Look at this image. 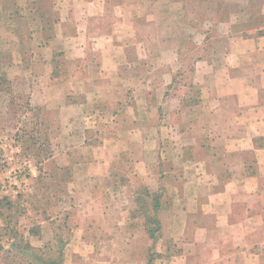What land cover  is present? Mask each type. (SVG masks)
Listing matches in <instances>:
<instances>
[{
    "label": "rangeland",
    "instance_id": "1",
    "mask_svg": "<svg viewBox=\"0 0 264 264\" xmlns=\"http://www.w3.org/2000/svg\"><path fill=\"white\" fill-rule=\"evenodd\" d=\"M227 3L235 2L212 0L207 5L206 0H200V4L198 0H190L188 4L183 0H0V201L10 203L1 208L0 264L47 262L50 257L47 252L40 250L31 255L24 248L27 241H17L16 237H26L25 232L35 227V222L46 218L48 206L62 199L61 196H68L62 184L72 182V169H54L52 146L56 142L49 141L57 137V134L56 137L51 135V127L60 128L58 119L63 118L64 112L59 110L60 104L51 106L45 101L41 91L77 84L68 82L69 78L62 72L66 63L60 57L53 63L42 61L49 49L42 45L43 39L53 35L54 29L56 36L66 35L78 45H73V53L87 47L81 46L82 42L90 43L86 51L93 57L96 53L100 55L99 61L91 64L105 73L111 69L117 71L118 78L113 79L119 93L115 132L124 139L130 133L128 140L134 134L146 139L152 161L151 169H143L141 154H136L135 161L120 155L113 169H109L110 182L116 188L109 198L133 202L129 204L133 214L143 216L144 213L158 222L161 203L175 198L183 190V187H174L181 179V171L176 172L174 163L173 169H165L166 159H176L173 144L182 134L191 128L205 127L202 121L209 109L203 110V107H217L227 94L241 88L244 94H236L230 101L245 105L249 117L255 115L264 121V89L257 94L248 88V75L241 86L237 84L239 80L235 81L232 73L246 63L227 62L228 47L223 40L229 25L227 11L235 8ZM201 7H210V11ZM261 24H264L262 17L250 22L254 27ZM51 66L57 67L58 76L49 81ZM76 66L80 68V63ZM87 66H83L84 70H91V65ZM68 67H73V63H68ZM90 74L85 72V78L79 80L95 84ZM254 106L256 110L249 111ZM177 120L179 125H175ZM146 123L152 126L147 127ZM220 124L217 120L212 133L218 139L227 135V126ZM94 127L93 138L103 134V127L99 130ZM232 128L231 135L239 133L236 126ZM246 133L249 139L256 137L255 141L239 147L235 142L232 146L227 143V162L234 156L240 160L244 154L242 161L249 169L248 191L260 197L258 206L253 209L260 208L264 213V180H256L254 171L264 169V157L254 152L264 146V125L248 127ZM135 142L131 140L134 145ZM170 145L173 149H169ZM199 146L203 148L202 154L192 153L189 157L199 159L205 166L211 165L214 159L208 157L212 150H225L219 144L205 151L206 140ZM219 157L215 159H224ZM73 159L82 158L77 155ZM201 171L205 173L207 169ZM229 180L231 178L227 177V182ZM190 191L186 188L184 194L189 196ZM99 192L95 190L96 198ZM154 199L158 203L156 209ZM149 227L156 229L151 252L155 255L154 247H159V223H151ZM15 247L18 250L23 247L25 251L20 253ZM230 261L231 264L244 262L239 256ZM260 264H264V256Z\"/></svg>",
    "mask_w": 264,
    "mask_h": 264
},
{
    "label": "crops",
    "instance_id": "2",
    "mask_svg": "<svg viewBox=\"0 0 264 264\" xmlns=\"http://www.w3.org/2000/svg\"><path fill=\"white\" fill-rule=\"evenodd\" d=\"M184 1L188 4L190 0ZM206 1L208 5L212 0ZM233 2L227 3L235 8L227 11L229 25L227 37L223 39L228 47L227 62H245L241 68H236L237 72L233 71L232 77L235 81L238 79L236 83L241 86L248 75V88L259 94L264 89V24L254 27L250 22L256 17L264 18V0ZM236 2L240 4L236 5ZM194 8L200 10V7ZM201 9L210 11V7ZM52 32L53 35L43 39L42 45L49 49L42 61L53 63L60 57L66 63L62 72L69 78L68 82L75 81L78 86L65 84L64 89L53 86L54 89L41 93L51 106L60 104L59 110L64 112L63 118L58 119L60 128L51 127V135L56 137L57 134V137L49 141L56 142L51 154L54 169H72V182L62 184L68 196H61L62 199L48 206L46 218L35 222V227L25 232L26 237L17 236V241L26 240L24 244L30 247L31 255L40 250L47 252L50 257L45 264H154L159 261V264H231L230 260L236 256L244 261L243 264H260L264 256V213L260 208L253 209V206H258L260 197L248 191L249 169L242 161L244 154H241L240 160L234 156L227 162V143L252 145L256 137L249 139L246 130L264 125L261 118L248 116V107L230 101V97L236 94L242 96L244 89L227 94L217 107H203V110L209 109L202 121L205 127L191 128L189 134L179 135L173 144L176 159H166L165 169H173L174 163L176 172L181 171V179L174 187H183V190L180 195L166 199L160 205L157 218L159 247H154L155 255L149 263L153 249L149 236L151 218L144 213L143 216L133 214L129 201L109 198L116 190L110 182L112 175L109 169H113L120 155L135 161L139 154L143 156V169H151L152 152L146 149V139L137 138L134 134L132 142L139 143L134 145L128 140L130 133L124 132L127 134V139H124L115 132L117 123L114 115L119 98L113 79L118 78L117 71L111 69L105 73L91 64L97 63L100 55L96 53L93 57L90 51H86L90 43L85 45L82 42L81 46L87 47L80 53H73V45L78 46L73 39L66 35L56 36L54 29ZM232 47L239 49L234 51ZM68 63H73V67L69 68ZM77 63H80V68H77ZM85 64L91 65V70L85 71ZM52 68L49 70V81L58 76L57 67ZM228 68L231 69L232 65L229 64ZM85 72L86 75L91 72L95 84L79 80L85 78ZM55 96L59 99L56 100ZM110 110L113 113L109 114ZM255 110L254 106L249 111ZM217 120L220 125L227 126V135L220 139L212 136ZM95 125L97 130L104 128L103 134L94 137L96 142L93 138L95 133L91 134ZM107 125L113 126V129ZM175 125H179L178 120ZM146 126L152 125L146 123ZM233 126H236L238 134L229 133ZM155 134L157 136L156 131ZM202 140L207 141L205 151L212 146L217 148L219 144L225 148L223 151L220 148L212 150L213 153L208 156L214 158L211 165L205 166L199 159L189 157L192 153L202 154L203 148L199 146ZM173 145L169 149H173ZM254 152L264 157V146ZM77 155L82 159L75 161L73 157ZM218 156L224 159L218 161L215 159ZM202 169L207 171L203 173ZM254 171L256 180L263 181L264 169ZM227 177L231 178L228 182ZM102 181L106 183L102 184ZM186 188L191 189V195L184 194ZM95 190L100 191L97 198ZM57 243L59 245L54 246ZM15 249L20 253L25 251L23 247Z\"/></svg>",
    "mask_w": 264,
    "mask_h": 264
},
{
    "label": "trees",
    "instance_id": "3",
    "mask_svg": "<svg viewBox=\"0 0 264 264\" xmlns=\"http://www.w3.org/2000/svg\"><path fill=\"white\" fill-rule=\"evenodd\" d=\"M153 202H154V205H155V207H154V209H156L157 208V206H158V203L156 202V199H154L153 200ZM2 203H5L4 205H2ZM3 206H6V207H8V206H10V203H7V201L6 200H2V201H0V216H2L1 214V212H2V207ZM151 223H154V224H158V222L156 221V219H151ZM157 228V227H156ZM14 229V228H13ZM156 230V229H152L151 231H149V236L151 237V239L152 240H154V236H153V232ZM16 248V247H15ZM25 249H30V247L27 245V244H25V247H24ZM151 257H150V259H149V263L152 261V258H153V255H150Z\"/></svg>",
    "mask_w": 264,
    "mask_h": 264
}]
</instances>
